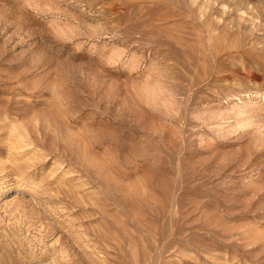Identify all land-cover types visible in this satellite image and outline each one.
Returning <instances> with one entry per match:
<instances>
[{
	"label": "rangeland",
	"instance_id": "374dc122",
	"mask_svg": "<svg viewBox=\"0 0 264 264\" xmlns=\"http://www.w3.org/2000/svg\"><path fill=\"white\" fill-rule=\"evenodd\" d=\"M0 264H264V0H0Z\"/></svg>",
	"mask_w": 264,
	"mask_h": 264
}]
</instances>
